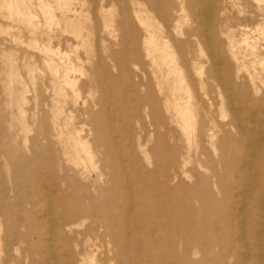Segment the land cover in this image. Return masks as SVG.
Wrapping results in <instances>:
<instances>
[{
    "label": "bare ground",
    "instance_id": "bare-ground-1",
    "mask_svg": "<svg viewBox=\"0 0 264 264\" xmlns=\"http://www.w3.org/2000/svg\"><path fill=\"white\" fill-rule=\"evenodd\" d=\"M110 1L117 4L119 18L116 27L107 32L111 37L117 33L114 45L119 50L110 55L111 59L128 78L136 101L147 108V123L138 127L137 154L130 147L118 156L127 158L133 166L137 193L136 207L130 212L139 211L144 222L135 217L129 223L124 220L126 214L119 211L117 205L130 199L124 191L117 190L118 174L124 173L125 168L118 164L117 152L113 151L114 146L105 131L100 130L97 123L89 124V129L85 122L74 127L76 110L73 108L66 115L71 128L65 133L59 131L57 116L61 109L55 106L53 94L49 123L46 124L37 105L32 110V117L36 114L41 123L36 128L38 134L46 136L45 147L37 146L34 155L43 148L48 156L45 161L36 160L38 165L46 163L49 168L48 173L41 175L44 183L39 196L43 206L50 209V215L53 205L63 209L60 221H56L51 230L62 239L67 264H85L84 259H88L86 264H95L98 247L92 244L95 253L89 249L84 253L80 237L87 242L105 239L109 260L130 264L128 260L135 253L136 238L127 232L137 227L152 235L151 264H159V261L160 264H264V129L256 126V118H264V0ZM70 2L0 0V17L3 11L12 22L28 30L27 48L34 55L28 56L30 61L24 63V68L32 82L34 98L41 96V89L36 92L34 80L41 82L45 71L57 92L70 89L74 106L79 95L72 76L84 77L85 74L69 63L67 55H63L64 60L61 55L56 64L53 56L57 54L50 52L42 40L43 30L48 31L58 18L65 28L75 29L72 34L82 47L89 46L88 39L78 31L81 9L78 13L72 10ZM128 5L133 6L131 11ZM139 6L148 16L141 15ZM54 10L60 12L59 17L54 16ZM131 14L144 30L142 37L128 28ZM146 19L151 22L160 19L161 23L155 27L154 23H145ZM8 36L11 42L15 41L12 35ZM6 50L0 48V63L8 68L5 86L10 93L13 61L11 56L5 55ZM141 54L150 69V83L144 82L142 77L130 81L127 64L123 67L120 62V56L124 59L129 56L132 64L142 70ZM26 56L23 53V59ZM95 83L100 89L99 76ZM152 83L155 91L151 89ZM166 83L170 98L162 96ZM215 88L223 94L224 102L216 104L210 96ZM18 110L23 114L21 108ZM87 112L85 107L78 118L86 116ZM218 118L223 122H218ZM170 123H174L184 139L185 155L177 147L179 139L169 127ZM91 135H94L93 141ZM63 136L68 137L66 141L62 140ZM54 144L59 146V151L52 148ZM191 149L199 157L195 158V163L206 171L204 175L199 170L185 169ZM141 158L144 161L150 158L152 166L142 165ZM70 165L72 178L66 172ZM100 165L107 171L99 169ZM56 167L61 172L60 177L54 174ZM92 173L101 186L103 177L107 176V188H94ZM62 184L66 185L63 192L59 189ZM48 187L52 188L54 199L50 198ZM26 198L27 204L33 205L32 199ZM10 210L7 208L8 216ZM0 215L3 216L1 208ZM243 215L246 222L242 223ZM23 216L20 222L12 221L10 229L16 232L22 228L27 236H38L40 225L33 223L28 213ZM86 219L91 222L78 237L72 229L82 226ZM28 245L35 247L37 241L35 246ZM24 253L31 252L25 249ZM1 261L11 264L7 253Z\"/></svg>",
    "mask_w": 264,
    "mask_h": 264
},
{
    "label": "rangeland",
    "instance_id": "rangeland-1",
    "mask_svg": "<svg viewBox=\"0 0 264 264\" xmlns=\"http://www.w3.org/2000/svg\"><path fill=\"white\" fill-rule=\"evenodd\" d=\"M70 7L77 13L81 9V13L78 15V31L81 32V36L84 39H88L89 46L82 47L80 45V41L74 38V35L72 34V31L75 29L64 27V22L57 18L60 14L57 10H54V16H57V19L53 20L48 31H46V29L43 30L42 40L43 44H46L50 49V52L57 54L56 57L53 56V61L56 64L58 63L59 57L62 58L63 55H67L66 58L69 63L76 68L83 70L85 74L84 77H80L77 74L72 76L75 80L74 89L79 95L74 106L72 102L73 100L71 99L70 89H65L62 93L57 92V90L50 85L49 75L45 71L41 82L37 79L34 80L37 87L36 92L37 89H41V96L36 99L34 98V92L31 86L32 82L24 68V63L30 61L28 56L34 55V52L27 48L30 35L24 25L12 22L11 19L1 11L3 17H0V29L2 31L0 35V48L8 49L5 51V55L11 56V60L13 61V81L11 83L12 90L10 89L11 92L8 93L5 86V83H7L6 76L8 75V68L2 66V63H0V208L3 215H0V238H2L0 241V264H4L1 259H3L6 253L11 259V264L68 263L67 253L62 246V239L57 236V233L51 230L53 229V224L56 221H60V213L63 209L53 205L50 215V209L43 206L39 196V190L44 183L41 181V175L48 173L49 168L46 163L38 165L36 160L39 158L40 160L45 161L48 156L46 155L47 153L43 151V148L41 151H38L37 156L34 155L37 146L39 148L45 147L44 137L46 138V136L38 134L36 128L39 127L41 123L38 119L39 116L36 117L35 114L32 117V110L37 105V108L41 110L42 114L45 116L46 124L49 123L50 113L48 110L50 108V100L53 94L55 98V106H57L58 109H61V113L57 116L59 131L65 133V131H68L71 128V126L69 127V124H67L68 121L66 115L67 111L72 110V108L76 110V113L74 112L73 114L74 117L72 121L74 127H80L81 123L85 122L88 123L86 128L89 129V124L97 123L98 128L105 131L107 137L112 142L111 144L114 146L113 151L116 150L117 152L115 158H117L118 164L125 168L124 173L120 171L118 174L120 184L117 185V190L122 193L124 191L130 199L117 205L119 211L126 214L124 220L129 223L134 221L135 217H137V220L144 222V217L139 211L136 210L132 213L130 212L131 208L134 207L137 193L136 185L132 178L133 166H131V163L127 158L119 159L118 157L123 150L125 151V149L130 147L131 150L137 154L136 138L139 134L138 127L141 124L146 125L147 123V118L145 116L147 108L145 104L139 105L140 103L136 101L134 95H132V90L128 86V78L123 75V70H120L115 66V63L110 56L119 50V47L114 45V38L117 39V33L114 32L113 37L109 36L107 33L109 29L116 27L119 19L118 6L115 2H108V0H71ZM128 7L130 11L133 9L132 5H128ZM138 9L143 17L148 16V13L140 6ZM68 17L72 18V15H68ZM130 19L131 24L128 25L129 30L135 31L138 36L142 37L144 35V30L138 25L132 14ZM153 21L151 22L149 19H146L145 23H151V25L154 23L155 27L157 23H161L160 19H155ZM168 28L171 27L169 26ZM183 29H185V27ZM8 35H12L15 41L11 42V38ZM128 44L130 45V42ZM193 49H196L195 45H193ZM23 53L27 54L25 59H23ZM128 57L129 56L124 59V56H120V62L123 67L125 63L127 64V68L131 73L129 80L135 82L138 78L140 79L142 77L144 82L151 81L150 69L147 62L143 59L142 54L141 60L144 64L142 70L137 69ZM133 75H137V78H134ZM97 76H99L102 82L100 89L96 88L95 81ZM151 86V89L155 91L153 83ZM163 87L164 90L162 96L164 98H170L168 84L166 83ZM220 92L219 89L215 88L210 94L216 104L220 103V101L224 102V96ZM61 94H65V97H62ZM23 98L26 100L22 101ZM84 100L86 101L87 106H83ZM85 107L88 109L87 115L78 118V114L85 111ZM215 107L218 108L219 106L216 105ZM20 108L23 110V114L18 112V109ZM223 109L224 107L220 108V112L218 113L220 114ZM39 113L40 111L38 114ZM89 114L91 116H89ZM263 121L264 118H256V126L264 129ZM218 122H223V120L218 118ZM169 125L174 135L179 139V141H177V147L180 152L185 155L187 150L184 144V139L181 137L179 130L174 123H170ZM49 133H51L50 130ZM82 135H84V132ZM67 138V136H63L62 140L66 141ZM93 138L94 135H91L92 141ZM147 138L149 141L151 140L150 135H148ZM149 143L151 142H148V144ZM52 148L56 151H59L60 149L57 144H54ZM6 149H8V152H6ZM195 158L198 159L199 157L195 156L193 149H191L189 154L190 161L185 166V169L187 171L191 169L199 170V173L204 175L206 171L198 168L195 163ZM114 160L115 159L113 158V161ZM150 160L151 159L148 158L147 161H144L141 158V163L145 167L150 168L152 166ZM179 168L177 169V173L180 177ZM99 169L104 172L107 171V168L102 165L99 166ZM66 172L69 178L73 177L71 165L68 166ZM54 174L58 177L61 176V172L57 167ZM125 178H127V180H125ZM92 179L94 188L101 186L96 181L94 173H92ZM103 182V188H107V176L103 177ZM184 183L186 184L187 182ZM88 185L90 186L89 183ZM65 186L62 184L59 189L63 192ZM89 188L88 192L90 193L92 191H90L91 187ZM47 189L50 194L51 192L53 193L51 187H48ZM27 196L32 199L33 205H29V203L27 204ZM52 196L53 194H51L50 198ZM79 196L81 195L79 194ZM52 199H54V197H52ZM120 204H123L122 207ZM8 206L11 209V217L7 215L9 212L7 211V208L9 209ZM24 213H28V216L30 215L29 219H31L33 223L40 225L41 233L38 236L33 234L27 236V231L22 228L17 229L16 232L10 229L12 221L15 220L20 222L24 219ZM90 222L91 221L86 219L82 226L74 227L72 230L76 232L78 237H80L81 231L89 225ZM243 222H246L244 215L242 216V223ZM50 230L53 231V234H51ZM127 230L128 228L126 226L124 228L125 234H133L136 238L134 245L136 248L135 253L133 252V257L128 260L129 263L151 264L150 256L152 255L154 245L151 241L152 235L150 234V231L140 230L139 227L131 232H127ZM16 237L18 240L15 241L14 239ZM36 241L37 245L35 246ZM79 241L82 242L84 253L87 249H89L90 252L93 251L92 244H95V246L98 247L96 253L92 252L95 253V264H116L109 260V257L107 256V250L109 247L105 244V239L87 242L84 238L80 237ZM29 243L34 244L33 246L35 247H29ZM5 249H7L6 252ZM25 249L30 250L32 253L31 259L29 258L31 253L26 255V253H24ZM90 256L91 255H88V257ZM123 256L124 260L125 255ZM87 260L88 259H84L85 264L88 263ZM122 263L118 262V264ZM160 263L161 261H159V264Z\"/></svg>",
    "mask_w": 264,
    "mask_h": 264
}]
</instances>
